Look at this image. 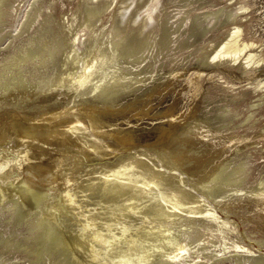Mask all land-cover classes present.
Listing matches in <instances>:
<instances>
[{
  "label": "bare ground",
  "instance_id": "obj_1",
  "mask_svg": "<svg viewBox=\"0 0 264 264\" xmlns=\"http://www.w3.org/2000/svg\"><path fill=\"white\" fill-rule=\"evenodd\" d=\"M27 1L0 0V111L17 92L44 110L15 122L24 156L5 162L6 147L0 155V264H264V239L258 248L241 241L230 215L245 217L242 206L264 213V179H248L251 161L238 155L243 133L217 125L234 110L202 103L176 127L187 113L179 97L153 105L182 73L156 62L225 22L227 36L197 57L254 62L241 46L240 9L176 0L158 21L147 0H82L47 46L57 3L30 0L22 10ZM108 12L112 24L101 20ZM31 61L54 66L44 84L27 80ZM10 72L17 81L2 84ZM159 114L147 127L143 117ZM150 134L156 141L139 147L109 139Z\"/></svg>",
  "mask_w": 264,
  "mask_h": 264
},
{
  "label": "rangeland",
  "instance_id": "obj_2",
  "mask_svg": "<svg viewBox=\"0 0 264 264\" xmlns=\"http://www.w3.org/2000/svg\"><path fill=\"white\" fill-rule=\"evenodd\" d=\"M28 1L21 5L22 10L25 9ZM55 1L57 3L56 8L53 9L52 12L54 16L52 15L50 17L51 20L49 19V22L52 24L51 34L53 36L51 35V39H48L47 46L50 44L52 46V42L54 44L53 29L58 32L62 28V24L64 25L66 22H63V19L71 20L72 12L78 10L77 8L80 6V8H82V3L79 5V2H82V0ZM160 1L161 0L146 1V8H152L154 7L153 5H155V9L157 8L155 11L156 13L154 12L153 14L154 16H157L156 14H159V11H161L160 16H158L162 17L165 14L164 8L168 7L169 11H174L176 9V5H178L176 0ZM174 1L175 3H173ZM200 1L201 0H199L198 3L204 2V0ZM44 5H49V1L44 0ZM220 5L240 9L237 12V17L240 18L239 21L242 25L240 35L241 46H246V50L254 53V62L250 64V66H244L243 64L241 65V63H234L230 61H219L211 65H204L200 58L197 57L203 55V52L210 48L208 46H210L209 44H211V41H214L215 39V41H217L227 36L228 30L232 25L230 22H225V24H222L221 26L212 28L206 35L201 36L199 39L197 37L191 45L181 47L179 50L170 52V54L167 53L163 56L162 60L160 59L156 62L160 63L162 61L161 67L165 70H182V73L174 79L173 86L169 87L167 90L161 92L159 96L155 97L153 105L161 109L165 107L174 96L177 98L179 97L180 103L178 105L180 107L185 106L187 113L184 115V119L176 125V127H178L188 121L192 117V111L197 109L202 103L207 102L208 105L228 103L234 112L230 113V116L228 117L229 119L224 121L222 120V122L217 125L220 129H231L243 133L244 138L238 143L244 144V147L243 149L238 150V155H245L251 161V164H249L248 179L251 181L258 180V182H262L264 179V0H208L201 6H204L205 8H215ZM172 15L175 16L174 13H172ZM158 16V21H160ZM109 17L110 15L108 12L101 17V20H108L107 24H112L114 18L112 16V18ZM19 18L20 17H18L17 20H19ZM12 19L14 20V23H17L16 18ZM41 24L43 28L45 25L43 26V22ZM155 25L157 27L158 23L153 24V26ZM80 44L83 45V42ZM201 48L205 50H201ZM4 53L6 52L0 51V55ZM178 53H180V55ZM175 54L177 55V59ZM28 67L30 71L27 76V80L31 82L30 85L33 84L32 81H36L41 85L48 80L42 74L51 71L54 66L50 62L49 66L41 65L42 68L39 71L34 65V62L31 61L29 62ZM16 76V74L10 72L4 76L1 82L2 84L9 81L15 82L17 81ZM18 94L19 92L14 93V96H12L13 98H11L15 103L14 106L3 107L0 111V129L7 131V139L4 142H0V151H3L0 155L2 153L5 154L7 149L10 150H7L5 156L1 155L2 159L5 160L6 158L5 162L10 160V158L16 160L25 154L24 146H21L19 150H17L20 138H18L17 135L19 127H17L18 125H16L17 123L15 122L21 121L23 116L36 119L40 117V110H44V107L37 109L31 108L35 102V98L33 96L27 98L25 95L23 96L22 92L20 95ZM63 100L64 98L59 100L60 104L64 102ZM124 113L126 114V112H120L118 116L125 115ZM160 115L162 114L156 115L151 119L144 116V120H142L144 122H150L147 127L151 126L156 129L159 126ZM12 119H15L14 123ZM216 120L217 118L213 119L214 122H216ZM109 139L118 148L133 146L139 147L144 146V144H150V141H156L155 134H150L148 138L146 137V139L134 136V138L130 141H121L113 135L109 136ZM243 151H246L247 153L243 154ZM11 152H13V157L10 155ZM97 194L98 193H96V195ZM241 210L246 213L243 218H239L235 213L230 214L232 218H237L236 220L238 221L240 232H242L240 239L246 243L254 244L255 247L258 248V237L260 239H264V213L260 211L259 207L251 209L250 207L242 206ZM73 223H75V221H73L72 224ZM26 231H28V229L24 232ZM245 231H247V233ZM260 247L264 251V246Z\"/></svg>",
  "mask_w": 264,
  "mask_h": 264
}]
</instances>
